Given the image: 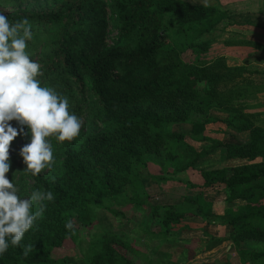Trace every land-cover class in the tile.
Listing matches in <instances>:
<instances>
[{
  "label": "trees",
  "instance_id": "obj_1",
  "mask_svg": "<svg viewBox=\"0 0 264 264\" xmlns=\"http://www.w3.org/2000/svg\"><path fill=\"white\" fill-rule=\"evenodd\" d=\"M0 13L10 23L29 21L32 39L26 42V52L41 66V86L66 96L70 113L78 118L88 115L102 124L101 129H88L64 143L53 168L45 173L32 176L17 158H9L6 177L18 188V196L41 190L51 191L55 199L44 202V213L25 233L21 246L10 245L0 255V264H64L68 260L51 254L68 240L77 241L83 250L80 264H134V248L127 240L118 234L83 240L80 225L90 229L91 206L107 198L126 194L134 207L144 206L147 202L138 193L141 171L148 166V157L160 154L169 143H175L187 160L176 161L175 172L196 168L201 158L216 151L224 162H240L202 169L204 182L186 185L189 190L200 188V193L166 205L161 217L163 241L157 250L166 261L157 264H186L196 255L177 239L182 229L190 227L183 222L188 216L232 226L228 239L242 264L264 257V248L247 245L249 240L264 242V126L252 121L236 126L243 116L230 107L226 123L249 130V138L235 142L204 135L208 124L220 120L211 113L216 102L213 82L226 77L223 65L228 80L241 68L228 67L224 58L200 65L183 57L186 51H199L193 43L197 32L202 37L221 22L225 14L219 8L188 0H0ZM112 26L117 33L110 43ZM208 44L203 41L197 48L204 51ZM10 123L18 131L21 128L15 120ZM177 123L190 124L191 137L211 142L210 148L199 150L186 140L184 131L166 129ZM23 128L27 134L18 135L10 147L31 136L27 126ZM27 175L34 179L31 186ZM222 184L227 201L246 203L217 213L204 193ZM182 204H188L190 212L179 210ZM38 207L34 204L33 211ZM106 209L116 217L121 214ZM68 220L75 225L73 233L65 228ZM224 240L209 236L208 241L215 246ZM29 244L33 249L25 257L23 247Z\"/></svg>",
  "mask_w": 264,
  "mask_h": 264
},
{
  "label": "rangeland",
  "instance_id": "obj_2",
  "mask_svg": "<svg viewBox=\"0 0 264 264\" xmlns=\"http://www.w3.org/2000/svg\"><path fill=\"white\" fill-rule=\"evenodd\" d=\"M116 33L117 30L112 26L109 36L110 43L112 42V38L116 36ZM203 41L207 43L212 40L209 39V37L207 38L205 35L201 37L200 32H197L193 43L196 45L194 49H199V51H186L183 54V57L186 60L193 62L197 60V63L200 65H209L216 59L223 58L220 54L214 53V51L217 50L219 51L218 53H220V49H215L210 46L211 49L207 48L202 51L201 47L197 48V46ZM207 47H209V45ZM224 63L226 64V61ZM221 71L226 73V77L213 82V87L216 91V102L211 110V113L214 116H216L215 114H221L222 112L220 111L230 114L228 108L235 107L238 110L231 112L236 113L237 115L241 114L243 116L241 123L237 121L236 126H239L240 124L242 125L243 122L251 121L257 126H264V112L261 113L264 108H262L260 102L256 103L259 100L258 97H255V95L262 93L260 92L262 91V87L260 85L261 76L254 74L255 71L252 72L250 70L247 73L244 68H241L238 71H232L234 75L238 74V76L232 80H228L229 78L227 77V74L229 71L224 70V65L221 68ZM252 80L258 84V87H256L257 85H253L254 83ZM255 90V93L257 94L253 95L251 92ZM203 91L205 92V89H203ZM258 104H260L259 107H257ZM228 116L229 115H227L225 119L219 120L225 123L224 127H222L223 125L219 123H215L214 126L208 124L207 129L204 130V135L208 137L213 136L211 138L221 139L223 141L234 140L235 142H239L247 140L249 138L250 131L239 130L235 126L228 125L226 123ZM81 120L82 127L78 136L86 132L88 129L97 131L102 128V124L99 121L91 117L89 118L88 115L83 116ZM166 129L184 131L187 134L186 140L196 146L199 150L202 148H210L211 146V142L209 141H197L191 137L192 126L190 124H169ZM30 139L31 136L22 138L16 145L9 148V158H17L18 164L24 165V169H26V165L19 152L25 144L30 143ZM49 140L53 148L54 158L58 157V153L62 149L64 143L69 142H58L55 137H50ZM176 161L184 164L187 163V160L183 157V155L177 151L175 143L172 145L169 143L167 147L161 150L160 154L149 156L148 166L141 171L143 175L138 190L139 195L145 199L147 203L144 206L136 208L130 203L129 198L126 197L125 194L118 199L107 198L101 205H92L91 210L93 213L94 223L90 229L80 225V229L82 230V239L88 240L95 239L97 237L102 238V235L118 234L127 240L134 248V264H157L160 260L166 261V259L157 251L163 241V235H160L161 230L164 228L161 217L165 213L166 205L170 203L182 202V198L185 197L184 194L187 190H189L186 188L188 182L204 181V177H200L202 176V169H216L226 166V162L221 159L220 153L216 152L209 158L201 159L195 169L189 170L190 175L187 176L184 174L179 175L178 172H175ZM48 170L49 169H45L42 172L45 173ZM27 178V184L28 186H31L34 179L30 175H27ZM196 190L200 191V188H196L194 191ZM127 191L129 195H133L132 189L128 188ZM160 194L162 195L160 196ZM27 197L28 195H25L21 198ZM156 205L159 207L156 211H153ZM107 207L118 209L121 211V214L116 217L106 209ZM189 208L188 204H182L179 206V210L183 211H187ZM194 217L195 216H188L185 218V221L192 222L191 220H193ZM199 234L201 233L195 234L188 232L184 234L183 232L179 234L181 236H179V239L177 237L180 242L184 243L186 248L196 252L195 256L186 261V264H204L199 263V261L204 262L207 259L213 261L218 256V253L216 254L211 252L199 255L201 251L197 252L196 250L199 240L201 239L198 236ZM229 243L230 242H228V244ZM247 245L253 250H261L264 248V242L261 241L249 240ZM223 250L225 251L226 248L224 247ZM228 252L229 251H226L225 253L229 254V257H231ZM82 254L83 250L81 251L80 247L77 245V241L68 240L61 247L55 248L51 255L56 259L68 260V262H64V264H80ZM235 256H237V254ZM180 260L184 261L185 257L182 256ZM239 263H242V260L239 257H236V259L233 260V264ZM249 264H264V257L251 261Z\"/></svg>",
  "mask_w": 264,
  "mask_h": 264
},
{
  "label": "clouds",
  "instance_id": "obj_3",
  "mask_svg": "<svg viewBox=\"0 0 264 264\" xmlns=\"http://www.w3.org/2000/svg\"><path fill=\"white\" fill-rule=\"evenodd\" d=\"M204 7L208 0H200ZM32 39L29 21L25 18L10 23L0 13V255L11 246H21L25 233L46 209L45 201L55 197L51 191L33 190L27 198L18 196V188L6 177L10 169L9 148L11 142L27 126L31 139L19 154L32 176L51 170L55 164L53 148L49 140L71 142L80 133L82 120L69 111V100L54 88L41 86L38 79L41 66L26 52L27 41ZM21 126L13 127L10 121ZM27 134V133H24ZM55 182V177H50ZM39 207L33 211V205ZM65 228L75 231L72 220ZM33 245L23 247L27 257Z\"/></svg>",
  "mask_w": 264,
  "mask_h": 264
},
{
  "label": "crops",
  "instance_id": "obj_4",
  "mask_svg": "<svg viewBox=\"0 0 264 264\" xmlns=\"http://www.w3.org/2000/svg\"><path fill=\"white\" fill-rule=\"evenodd\" d=\"M188 1L193 4L203 5L200 0ZM208 5L219 8L225 14L221 22L214 28L212 32L205 33V36L207 38L209 37V39L213 41L209 42L208 48L211 49V47H214L215 49H220V53H218V50L214 51V53L223 56L228 67L244 68L247 73L251 70L252 72L255 71L254 74L261 76L260 85L262 87V91L260 92L262 93L255 95L257 94L255 93L256 90L252 91L251 93H253L255 97H258L259 101L256 103L260 102L262 108H264V0H208ZM253 83L254 86L257 85L256 87H258V84H256L255 81H253ZM260 104H258L257 107H259ZM220 112L222 113L215 114L219 119H225V117L229 115L226 112L224 113V111ZM263 112L264 110L261 111V113ZM215 123L223 125L222 127H224L225 124L221 121L213 122L210 124L211 126H214ZM216 152L219 153V151ZM214 153L201 159L209 158ZM239 162V160H231V162H226L225 165H234ZM191 169L179 171L178 174L189 176V170ZM203 182L204 181L201 180L200 182L195 183L202 184ZM219 186L207 190L204 193L205 198L214 203V207L217 213L223 214L229 207L239 206L246 203V201L242 199H238L233 202L227 201L225 186L223 184ZM194 190L195 189L187 190L184 195L195 198L200 193V191ZM161 195L162 194H160V196ZM195 217L193 220H191L192 222H186L185 219L183 220V222H186L185 224H188L190 227L182 229L179 234L183 232L184 234L188 232L195 234L201 233L198 235L201 239L199 240L196 249L197 252L201 251L199 255L205 254L207 252L216 254L218 253L217 258L213 261L207 259L204 262L199 261V263L227 264V262H231V264H233V260L236 259V257H239L241 259V257L237 253L233 241L228 239V236L232 231V226L221 225L219 223L207 224L203 222L199 217ZM179 234L178 239L180 236ZM209 236L224 238L225 240L221 244L212 246V244L208 241ZM228 242L230 243L228 244ZM224 247L226 248L225 251L223 250ZM226 251H229L228 253H230L231 257H229V254L225 253ZM236 254L237 256H235Z\"/></svg>",
  "mask_w": 264,
  "mask_h": 264
}]
</instances>
